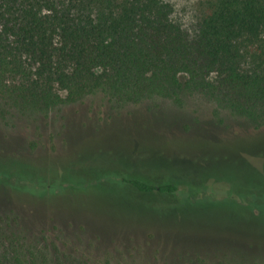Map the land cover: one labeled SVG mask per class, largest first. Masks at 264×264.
<instances>
[{"label":"rangeland","instance_id":"1","mask_svg":"<svg viewBox=\"0 0 264 264\" xmlns=\"http://www.w3.org/2000/svg\"><path fill=\"white\" fill-rule=\"evenodd\" d=\"M170 1L192 27L195 0ZM14 113L0 118V178L19 194L0 179V232L25 252L60 264H264V213H250L264 194V121L200 92ZM119 176L178 191L139 193ZM229 191L248 204L219 203H240ZM201 200L217 202L183 203Z\"/></svg>","mask_w":264,"mask_h":264},{"label":"trees","instance_id":"2","mask_svg":"<svg viewBox=\"0 0 264 264\" xmlns=\"http://www.w3.org/2000/svg\"><path fill=\"white\" fill-rule=\"evenodd\" d=\"M194 12L187 27L170 0H0V118H35L90 98L123 106L200 92L264 121V0H195ZM119 177L139 193L178 191ZM230 193L241 204L217 201L248 204ZM202 201L181 202H217ZM250 204L259 217L264 194ZM24 248L0 232V264H60Z\"/></svg>","mask_w":264,"mask_h":264}]
</instances>
